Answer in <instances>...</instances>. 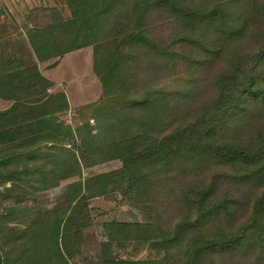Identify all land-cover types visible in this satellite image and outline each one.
<instances>
[{
  "label": "trees",
  "instance_id": "16d2710c",
  "mask_svg": "<svg viewBox=\"0 0 264 264\" xmlns=\"http://www.w3.org/2000/svg\"><path fill=\"white\" fill-rule=\"evenodd\" d=\"M68 1L71 11L68 20L63 22L57 18L44 28L30 29L26 34L27 41L36 62L92 47L93 71L101 83L102 96L97 103L88 106L94 113V125L73 129L58 119V114L69 109L64 93H48L54 84L41 75L36 62L27 67L18 62L16 71L11 68L2 71L0 97L13 102L10 111L0 113V148L8 151L7 154L0 153V177L3 184L10 182V187H4L2 193L11 195L17 192L15 201L20 202L28 194L26 188L29 186L30 190L42 192L58 187L62 181L78 180L67 186L64 206L46 212L30 209L28 215L31 218L25 221L23 229L12 227L6 221L13 209L0 214V264H72L70 259L79 254L83 229L91 223L90 199L105 194L110 185L124 184L126 177L129 185L135 184L133 188L140 193L146 183V171L164 168L169 172L174 164L179 163L181 170L191 171L190 158L194 162V154L201 152L213 164L215 162L218 169L214 170L215 175L206 177L189 191L188 209L194 217L193 221L186 222L190 226L186 223L177 226L174 235L169 237L164 230H155L145 224L111 222L110 243L149 242L153 248L169 252L174 247L172 245H177L188 232L190 241L184 251L183 264H203L210 253L233 257L246 244L252 252L260 247L254 255L257 258L254 264H264V139L259 138L255 146L247 147L210 139L217 136L228 120L245 114L246 103H264V87L256 84L254 78L257 68L254 62L264 57V45L253 59L243 61L248 67L242 71L229 69L221 75L215 98L210 105L203 102L194 109L196 113L190 122H185L181 129L155 137L147 130L151 131L161 112L164 114L166 108L168 112L172 110L170 105L167 107L165 102L156 98V94L140 100L131 99V102L129 99L124 108L113 109V112L105 106L109 98L119 99L128 90L117 89L123 86L122 83L128 85V79L120 69L121 61L127 57L124 50L130 45L128 42L145 39L140 28L131 30L121 43L118 38L125 35L130 23L145 21L153 8H163L187 18L200 15L207 23L215 22L217 17L225 20V16L232 17L235 12L224 7L195 12L181 5V0ZM127 5L134 7L133 14L116 17ZM255 5H260L256 15L264 23V0H255ZM133 18L136 21H132ZM109 26L116 31L104 39ZM237 79H242V84L232 90ZM16 82L17 87L14 86ZM11 86L18 92L13 93ZM244 94L248 96L245 100L241 99ZM125 111L132 113V119L123 115ZM147 117L153 121L151 129L145 128L149 127ZM129 125L134 127V133L119 136V131H126ZM83 131L87 133V140L82 137ZM77 137L76 148L73 146H76ZM100 137L103 143L88 144V140L97 141ZM186 153L190 155L185 158ZM182 158L186 163L181 161ZM114 159L122 164L119 170L82 179L84 168L99 160ZM258 187L263 188L254 199L251 198ZM127 188L131 191L130 187ZM247 207L248 215L244 218ZM210 219L217 220L220 225L214 233L203 237L201 231L204 226L208 227ZM60 238L65 241L68 256L63 253ZM104 264H163V261L116 258Z\"/></svg>",
  "mask_w": 264,
  "mask_h": 264
},
{
  "label": "rangeland",
  "instance_id": "374dc122",
  "mask_svg": "<svg viewBox=\"0 0 264 264\" xmlns=\"http://www.w3.org/2000/svg\"><path fill=\"white\" fill-rule=\"evenodd\" d=\"M181 5L195 12L210 11L212 7H224L235 13L232 17H229V14L225 16V20L217 17L215 22L207 23L201 20L200 15L187 18L183 14L169 12L163 8L160 10L153 8L146 15L145 21L141 24L130 23L125 35L118 38L121 43L131 30L138 28L143 30L145 37L140 42H128L130 45L124 50L127 57L121 61L120 67L124 78L128 79V85L122 83L123 86H117L118 91L122 88L128 90L119 99L109 98L105 106L109 112H113V109L115 111L124 108L125 101L128 102L129 99L131 102V99L140 100L156 94L155 97L165 102L167 107L170 105L172 110L168 112L166 108L164 114L161 112L154 126L152 119L147 117L149 127L145 128L151 129L150 126H153L151 131L147 130V132L155 137H162L176 129H181L185 122H190L196 113L194 109L199 108L203 102H207V106L210 105V101L215 98L221 75L229 69L242 71L248 67L243 61L253 59L258 49L264 45V23L256 15L260 5H255V0H181ZM69 6L68 0H0V76L7 68L16 71L18 62H23L26 67L36 62L26 34L31 31L30 29L44 28L54 23L57 18L65 22L70 18ZM133 9L134 7L127 5L117 13L116 17L124 16L126 13L133 14ZM8 10L17 13V16L9 15ZM132 21H136V18ZM193 28H195L194 33ZM115 31L109 26L105 30L104 39ZM56 59L59 62L57 66L53 64ZM5 63L10 65L6 66ZM39 65L44 72L51 69L47 74L57 82V87L54 86L51 91L57 92L58 89L64 88L74 107L58 114L59 121L70 125L73 129L94 125L92 119L94 113L88 106L99 101L102 96V86L93 71V48L85 47L59 58L40 62ZM254 65L257 66L254 71L256 84L264 87V57L259 62L255 61ZM241 84L242 79H237L232 90H236ZM14 86L17 87V82ZM12 90L13 93L18 92L15 87ZM247 98L248 96L244 94L241 99ZM4 101L6 100L0 97V108L6 105ZM246 105L245 114H239L236 118L228 120V124L219 130L217 136L210 139L232 142L242 147L255 146L259 138L264 139V103L249 102ZM125 112L122 114L129 120L132 119V113ZM133 129L134 127L129 125L126 131L122 133L119 131L118 135L132 134ZM118 135L116 134L117 137ZM82 137L87 140V133L84 134L83 131ZM78 140L77 137L76 146L73 147L77 148ZM102 141L100 137L97 141L88 140V144L94 146L99 142L103 143ZM0 149L2 150L0 153H8L6 148ZM204 154L195 153L194 162H191L192 158H190L191 171L185 172V168L181 170L180 163L174 164L169 172L164 168L149 169L146 171L145 186L140 193L133 188L136 187L135 184L132 187L129 185V178L126 177L124 184L110 185L105 194L90 199L88 206L91 223L83 229L79 254L72 257L70 262L104 264L119 258L130 261L161 260L163 264H183L184 251L190 241L188 232L178 240L177 245H172L174 247L166 252L153 248L149 242L111 244L109 237L113 232L110 224L111 222L141 223L155 230H164L166 235L172 237L177 226L194 220L193 214L188 209L191 198L189 191L195 189L197 183L206 177L215 175L214 170L218 169L215 167V162L213 164ZM180 155L183 156L184 153ZM187 155L190 154L186 153L185 158ZM185 158L181 161L186 163ZM121 166L118 159L99 160L84 168L81 177L84 180L109 174L119 170ZM8 168L13 169L12 166ZM6 171L7 169L2 174L5 175ZM77 180L78 178H72L62 181L58 187L42 192L30 190V186H27L28 194L20 202H16L17 192L11 195L2 193L4 187H10V182L3 184L0 177V214L13 209V214L7 217L6 221L12 227L18 226L19 229H23L25 221L31 218V215L30 217L28 215L31 213L30 209L46 212L64 206L67 200V186ZM127 187H130L131 191ZM262 188H256L251 198L257 196ZM248 208L243 213L244 218L248 215L246 212ZM208 222V227L204 226V230L201 231L203 237L214 233L220 225L217 220L210 219ZM186 225L190 226L189 223ZM61 238V248L68 256L64 247L65 241ZM259 248L252 252L246 244L233 257L230 254L210 253L203 264H254L257 261L254 255L256 251L259 252Z\"/></svg>",
  "mask_w": 264,
  "mask_h": 264
},
{
  "label": "crops",
  "instance_id": "0c3cea01",
  "mask_svg": "<svg viewBox=\"0 0 264 264\" xmlns=\"http://www.w3.org/2000/svg\"><path fill=\"white\" fill-rule=\"evenodd\" d=\"M8 12H9V15H11V16H17V13H15V12H12V11H10V10H8ZM8 14V13H7ZM58 61H57V59L55 60V61H53V64H57L58 65V63H57ZM44 63V62H43ZM40 62H38V65H37V67H38V71L41 73V75L43 76V77H45L47 80H49V81H51L54 85L51 87V88H49L48 89V93H57V92H60V93H64V95H65V97H66V99H67V102H68V105H69V109L71 108V109H74V107L71 105V103H70V101H69V99H68V97H67V95H66V93L64 92V88L63 89H58V91L57 92H52L51 90L53 89V87L55 86V87H57L56 86V84H57V82L56 81H54L52 78H50L49 77V75L47 74L50 70H47L46 72H44L43 70H41L40 69ZM56 65V66H57ZM55 66V67H56ZM54 67V68H55ZM5 102V104L6 105H3V106H1V108H0V113H5V112H7V111H10V108H11V106H12V101H4ZM68 109V110H69ZM67 110V111H68Z\"/></svg>",
  "mask_w": 264,
  "mask_h": 264
}]
</instances>
